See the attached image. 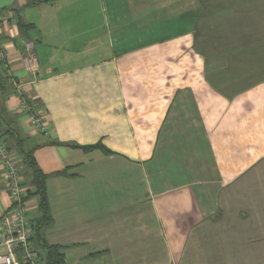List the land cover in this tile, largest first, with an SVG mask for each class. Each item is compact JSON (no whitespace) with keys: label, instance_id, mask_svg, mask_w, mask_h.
Listing matches in <instances>:
<instances>
[{"label":"crops","instance_id":"crops-1","mask_svg":"<svg viewBox=\"0 0 264 264\" xmlns=\"http://www.w3.org/2000/svg\"><path fill=\"white\" fill-rule=\"evenodd\" d=\"M258 1L0 0V137L23 189L33 191L22 149L46 176L41 240L65 264H264V209L211 218L220 196L235 204L242 193L226 198L225 186L264 165V55L249 38L264 32L250 15ZM95 146L108 153L85 150ZM5 174L0 163V220ZM27 210L35 223L33 196Z\"/></svg>","mask_w":264,"mask_h":264},{"label":"built area","instance_id":"built-area-1","mask_svg":"<svg viewBox=\"0 0 264 264\" xmlns=\"http://www.w3.org/2000/svg\"><path fill=\"white\" fill-rule=\"evenodd\" d=\"M0 62L8 63V55L0 42ZM22 66L26 73L33 76L38 72V61L33 54L27 53L22 58ZM21 97L23 87H18ZM21 108L28 112L30 124L44 137L48 136L39 114L32 110L27 101L22 98ZM0 163L5 169V180L8 188L10 205L0 220V247L6 251L0 253V264H43L31 247V227L28 218L26 190L22 188V177L19 173L18 161L4 146L0 137Z\"/></svg>","mask_w":264,"mask_h":264},{"label":"rangeland","instance_id":"rangeland-1","mask_svg":"<svg viewBox=\"0 0 264 264\" xmlns=\"http://www.w3.org/2000/svg\"><path fill=\"white\" fill-rule=\"evenodd\" d=\"M195 1V0H194ZM199 4L195 3V13H196V9L198 8ZM248 5V4H247ZM246 5V6H247ZM252 7H256V10L253 14H250L251 16L253 15L256 19H262L264 18V3L259 0L258 2L252 3L251 5ZM250 7V6H249ZM244 9H242L239 13L240 15L242 14ZM251 12V10H250ZM252 16V17H253ZM243 17V16H242ZM218 22V18L215 16H212L205 19V37L206 38H213L215 37V35L213 34L214 32H216V28L215 27L213 30H210V32L207 30V27L212 26V23H216ZM208 32V33H207ZM222 32V31H221ZM201 33H202V27H201V18H199V22H197V24L195 25V33H194V38L200 40L201 38ZM224 35V34H223ZM251 43H253L254 47L259 46V50H261L263 52L262 55H264V32L260 33L259 31H256L255 34L251 35L250 37ZM225 39V38H224ZM219 41V40H218ZM220 41H223V37L220 38ZM255 41H257L255 43ZM258 50V51H259ZM253 50L254 52H258ZM248 52V51H247ZM212 53V52H210ZM238 53L242 54V50H239ZM262 55L258 56L257 58H261ZM208 57H212L211 55H208ZM264 60V57H263ZM261 64V63H260ZM205 73H217L216 71H206ZM241 74H245L247 72L245 71H240ZM257 171H255V173H257V175H254L252 177H249V175L245 176L244 178L241 179V181L239 182L238 186H232L230 187L228 184L225 186V189L223 191V194L225 195L226 198H230V199H234V196L232 194V191L229 195L230 190L236 191L238 193V191L242 190L241 195H237V199L235 200V204L231 203V204H227V203H221V198L222 196L219 197V203L217 204V210L213 213V216L211 218L214 219H221L223 218V215L225 214H231V211H233V213H237L239 212L240 214L242 213L243 216H247V218L249 217V215H246L244 213V210H247L248 207L252 204L253 209L255 211L251 212L252 215H254L256 213V215L260 212L259 210H263L264 209V165H258L257 166ZM256 187V188H255ZM235 196V197H236ZM218 197V196H217ZM217 197H216V201H217ZM218 202V201H217ZM219 205H221V207L223 206V208H227V211H222V208H219ZM219 209V211H218ZM239 209H241L242 211H239ZM220 212V214H219ZM233 215V214H232ZM238 218H240L239 220V224L236 223V226L239 225H243V224H249L247 221V219H242L244 217L239 216Z\"/></svg>","mask_w":264,"mask_h":264},{"label":"trees","instance_id":"trees-1","mask_svg":"<svg viewBox=\"0 0 264 264\" xmlns=\"http://www.w3.org/2000/svg\"><path fill=\"white\" fill-rule=\"evenodd\" d=\"M1 67H4V64L0 62V68ZM18 143L20 147L21 144H23V140L18 139ZM90 149H102L105 153H108L101 146L85 148V150H90ZM22 152H23L25 164L32 173V185H33V191L32 192L26 191L24 200L28 201V198L30 196H33L38 201L39 217L35 223L30 222V227L32 232L30 239L31 244L32 242L35 243L39 249L44 251L45 253L44 256L39 255L40 261L43 264H65L64 258L60 254V248L56 246H47L41 240V231L43 227L47 226L50 223L49 209H48L46 189H45L46 176L37 168L33 158L32 151L22 149Z\"/></svg>","mask_w":264,"mask_h":264}]
</instances>
